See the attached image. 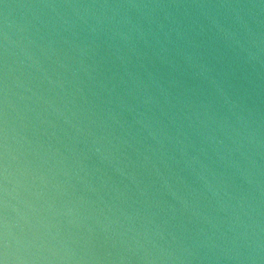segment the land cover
Returning <instances> with one entry per match:
<instances>
[{
  "label": "water",
  "instance_id": "water-1",
  "mask_svg": "<svg viewBox=\"0 0 264 264\" xmlns=\"http://www.w3.org/2000/svg\"><path fill=\"white\" fill-rule=\"evenodd\" d=\"M0 264H264V0H0Z\"/></svg>",
  "mask_w": 264,
  "mask_h": 264
}]
</instances>
